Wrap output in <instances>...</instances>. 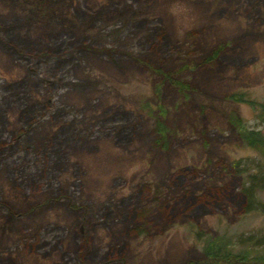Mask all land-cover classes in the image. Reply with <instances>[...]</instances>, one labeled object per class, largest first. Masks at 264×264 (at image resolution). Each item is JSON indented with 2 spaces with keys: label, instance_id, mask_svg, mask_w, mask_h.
I'll return each instance as SVG.
<instances>
[{
  "label": "rangeland",
  "instance_id": "374dc122",
  "mask_svg": "<svg viewBox=\"0 0 264 264\" xmlns=\"http://www.w3.org/2000/svg\"><path fill=\"white\" fill-rule=\"evenodd\" d=\"M241 130L264 138V0H0V264L264 257Z\"/></svg>",
  "mask_w": 264,
  "mask_h": 264
},
{
  "label": "trees",
  "instance_id": "16d2710c",
  "mask_svg": "<svg viewBox=\"0 0 264 264\" xmlns=\"http://www.w3.org/2000/svg\"><path fill=\"white\" fill-rule=\"evenodd\" d=\"M219 48L212 52V55L207 59L211 60L218 53ZM156 72L160 75V72L156 70ZM163 80L173 84L176 86L178 90L185 89L181 83H178L171 79V77L165 75L163 76ZM12 88V85L9 86ZM153 131L159 136V139L165 138V131L161 123L156 121L153 125ZM240 139L249 147L261 150L264 148V138L259 136V134L255 131H243L238 133ZM261 152V151H260ZM256 172H246L245 170H235V174H237L241 180L242 185L240 189V194L244 200V205L242 211L244 214L257 211L259 208H264V206L257 200L256 193L263 192L264 193V165L257 164L255 166ZM251 241V238H246L245 242ZM255 243V242H254ZM219 248L214 246L212 243L207 245V248L204 252L203 263L206 264H264V257L258 256H238L232 255L229 251L225 253L222 252L219 254ZM187 264H198V263H187Z\"/></svg>",
  "mask_w": 264,
  "mask_h": 264
}]
</instances>
